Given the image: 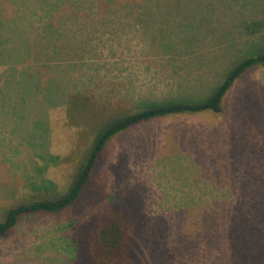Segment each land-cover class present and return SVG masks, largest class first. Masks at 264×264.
<instances>
[{"label": "rangeland", "instance_id": "obj_1", "mask_svg": "<svg viewBox=\"0 0 264 264\" xmlns=\"http://www.w3.org/2000/svg\"><path fill=\"white\" fill-rule=\"evenodd\" d=\"M45 1L0 0V221L13 207L64 193L111 117L143 101L202 94L232 56L229 17L177 60L164 52L160 22H138L139 7L120 18L90 0H65L49 15ZM77 94L90 109L75 120L67 100ZM49 182L56 188L33 186ZM263 200L259 68L235 84L220 113L168 116L114 137L82 201L23 217L0 238V264H89L76 261L73 228L122 208L136 223L129 264H259L232 256V228L244 218L254 224Z\"/></svg>", "mask_w": 264, "mask_h": 264}, {"label": "trees", "instance_id": "obj_2", "mask_svg": "<svg viewBox=\"0 0 264 264\" xmlns=\"http://www.w3.org/2000/svg\"><path fill=\"white\" fill-rule=\"evenodd\" d=\"M64 1L46 0L42 8L46 14L52 15L62 8ZM82 1L80 3L84 5L88 2ZM90 3L93 6L100 5L106 14L120 18L128 15V11L134 7H139L138 22L146 29H151V22H160L162 27L158 34L164 52L172 54L177 60L186 53L194 54L200 41L211 32H216L215 22L232 18L233 30L232 34L228 33L230 37L226 45L231 51V60L202 94L178 95L156 102L143 101L136 110L111 117L96 132L68 189L56 198L23 203L9 209L0 221V238L14 230L25 216L60 214L76 207L90 187L107 145L114 137L137 125L168 116L220 113L235 84L249 72L264 68V0H90ZM131 3L139 5L132 6ZM164 3L167 10H156L155 14L152 12L155 4ZM57 32L53 30L54 34ZM3 45L4 42L0 40V51L4 49ZM88 100L80 94L67 100L68 112L73 119L77 120L74 115L78 111L89 112ZM57 158L59 160L60 156H53V159ZM33 186L37 189L56 188L54 182L33 183ZM263 203L264 200L258 203V219L264 224V206L259 207ZM248 221L244 218L232 225V231L236 232L233 233L232 256L255 259L259 264H264V226L259 228L254 222L251 224ZM79 223L71 234L77 245L76 261L83 258L89 264H129L133 258L131 245L136 223L131 220L127 210L109 211L90 217L88 222Z\"/></svg>", "mask_w": 264, "mask_h": 264}]
</instances>
